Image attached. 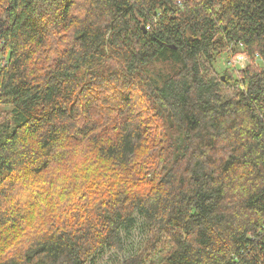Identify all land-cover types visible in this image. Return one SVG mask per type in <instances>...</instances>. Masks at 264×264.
I'll return each mask as SVG.
<instances>
[{"label":"trees","instance_id":"obj_1","mask_svg":"<svg viewBox=\"0 0 264 264\" xmlns=\"http://www.w3.org/2000/svg\"><path fill=\"white\" fill-rule=\"evenodd\" d=\"M221 53L249 64L207 78ZM137 226L117 264H264V0H0V264Z\"/></svg>","mask_w":264,"mask_h":264},{"label":"rangeland","instance_id":"obj_2","mask_svg":"<svg viewBox=\"0 0 264 264\" xmlns=\"http://www.w3.org/2000/svg\"><path fill=\"white\" fill-rule=\"evenodd\" d=\"M248 64H249V60L244 55L239 54L236 57L227 59L225 54L221 53V54H218L217 59H215V61L212 62V66H211V68H209V72L205 76L207 78H216L218 80L222 79L223 81H225L226 78H229V77H226L224 74V70H225V68H227L226 65H228L230 68H233V70L228 69V68L227 69L229 70V72L232 73V77H234V76L236 77L237 69L239 68L238 70H243V68H246L247 67L246 65H248ZM122 91L129 93L130 90H129V88H126L124 90L122 89ZM107 92H109V93L106 94ZM110 92H112V93H110ZM116 92H117L116 87H113V88L107 87L106 89H103L102 93L99 97L100 101L98 103H94L95 106L97 105L98 107H101V109H100L101 111L102 110H109L108 108H112V107L115 108L114 104L116 103L115 102ZM228 92H230V91L227 90L226 94H228ZM130 97L132 99L134 98V96H130ZM102 100H104V103H101ZM100 110H98L97 112H100ZM97 112H95V113H97ZM20 178H22V175H19V174L14 178V181L16 182L17 185H21V183H22V180ZM16 188L17 189H15V192L13 194L14 197L20 198V202L26 201L27 193H21L20 192L21 186H17ZM30 200H32V198H30L28 201H30ZM144 237H145L144 233L142 232L141 229H139V226H137L136 230L133 231V233L130 234L129 237H127V240H126V248L127 249L122 255H117V254H113V253H109V252L104 251L103 254L98 257V260H97V262H99L98 264H117L118 259L121 256L124 257V256H128L131 253H133L134 249L139 246V244L143 241Z\"/></svg>","mask_w":264,"mask_h":264},{"label":"built area","instance_id":"obj_3","mask_svg":"<svg viewBox=\"0 0 264 264\" xmlns=\"http://www.w3.org/2000/svg\"><path fill=\"white\" fill-rule=\"evenodd\" d=\"M229 64V63H228Z\"/></svg>","mask_w":264,"mask_h":264}]
</instances>
